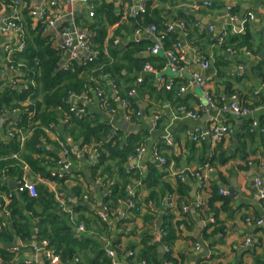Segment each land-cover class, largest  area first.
Listing matches in <instances>:
<instances>
[{
	"label": "crops",
	"instance_id": "crops-1",
	"mask_svg": "<svg viewBox=\"0 0 264 264\" xmlns=\"http://www.w3.org/2000/svg\"><path fill=\"white\" fill-rule=\"evenodd\" d=\"M98 1L111 5L110 11L113 17L120 18L113 28L108 27L107 38L112 39L116 33L113 40L119 48L137 47L139 52H135L136 56L154 64H145L142 71L129 76L132 83L141 84L147 76L152 77L154 86L160 90H171L174 85L182 83L179 87V98L184 102L179 105L170 102L154 103L156 107L150 111L151 117L147 116V106L141 104L138 116H141L142 122L135 123L127 114V103L117 97L112 82L104 77L107 80L110 107L104 106L97 99L88 98L87 93L70 98L69 103L84 109L85 116L97 117L99 124L109 127L111 136L120 133L121 145L127 144L130 135L142 130L151 132L152 137L147 148H141L140 150L144 151L140 153L139 150L137 158L131 160L127 168L139 167L142 172L148 173L150 167L154 166L160 171H168L166 180L173 188L178 182L175 173L191 174L201 168L204 162L207 163L219 150L226 152L229 160L223 165L216 166L215 169L212 168L205 189H202L199 181L187 182L191 188L189 204L183 203L178 207V196L171 195V199L174 200L172 214L176 222H182L179 238L171 247V256L182 259L183 264H254L255 257H264V198L260 197L256 184L259 179L264 183V0H149L150 7L161 9L159 22L165 29L163 31L162 28L157 27L161 33L159 38L167 36L166 34H174L178 39L177 45L183 49V56L181 58L177 56L175 62H171V58L167 55L171 50L167 51L164 48L162 43L164 38L161 40V49L158 53H153L155 46L160 45L156 42L157 38L153 34L137 35V31L132 32L130 29L132 26L129 28L131 24L128 19L132 16L133 9L138 8L143 0ZM29 4L30 15L35 23L56 16L60 19L54 29L46 32L53 36V44L56 48L66 42V37L62 36L65 30L74 31L71 24L73 15L76 22L80 14L89 16V9L76 0H29ZM29 4H25L23 0H20V5H16L13 0H0V50L22 44L21 35L13 30L4 31L3 25L6 18L11 15L18 17L22 11L29 8ZM207 4L209 6H206ZM120 25L128 27V32L124 28L117 30ZM170 26H173V31L169 33L167 29ZM224 36L239 38L244 42L241 49L238 51L225 49L222 42ZM164 51H167V54H164ZM67 54L68 52L64 54L58 65L59 68L67 66L70 61V55ZM80 55L81 59L78 60H84L85 56ZM159 61L164 62L162 70L155 68L159 65ZM204 62L209 64L208 70L205 71L202 70ZM146 65H150L156 73L146 71ZM122 74L127 75L125 71ZM22 79L23 75L19 71L0 68V90L8 87L20 89ZM204 80L207 81L205 87L201 83ZM183 88L186 91H182ZM135 95V90L129 93L130 97ZM233 97L250 110L248 116H235L229 109ZM163 100L167 99L163 98ZM9 114L15 115L16 118L19 115L18 112ZM4 117L6 115H0V138H4L5 135L4 124L12 121L5 120ZM162 119L166 125L164 132L153 131V127ZM63 125L64 123H61L57 132L66 139L70 151L78 155L79 160L76 164L69 163L63 151L48 145L47 150L57 154L61 163L60 166L48 170V177L31 174V169L23 164L22 180L9 179L5 182L18 198L21 194L18 189L13 191L10 188L9 181H15L19 186L23 180H28L34 184L45 185L55 194L58 193L61 182L70 187L82 182L86 189L89 188L95 193L96 203L92 209L102 213L101 217H103L104 208L100 189L93 183L91 177V166L96 161V153L93 154L95 157L91 156L88 159L80 144L75 143L65 133ZM225 129L230 134H222L216 141L206 136L207 132L214 130L221 132ZM163 137L169 139L172 145L169 146L171 150L167 153L172 160L166 171L155 157L157 150L155 147L160 139L164 140ZM50 138L58 140L55 133ZM69 140L79 147V152H75ZM150 143L152 148L148 153ZM243 146H247L248 150L254 153H249L243 158L241 156ZM64 164L69 165V171L63 170ZM215 186L219 188V196L230 201L228 205H224L223 199L210 204L212 198L210 188ZM231 188L235 189V196L228 191ZM221 191H226L227 195H221ZM138 193L142 198L148 194L144 186L138 189ZM130 194L133 195L132 191ZM77 198L71 199V204L80 205ZM3 202L6 209L2 207ZM65 202L66 210L67 208L70 210L68 200ZM8 205V196L0 195V219L6 220L7 224L11 220L7 210ZM167 207L168 201L162 209H158L159 215L166 214ZM17 208L25 218L31 219L29 205L23 199L18 201ZM185 214L189 217H185ZM104 215L107 219L106 214ZM124 217H128V214L120 211L118 220ZM185 221L188 225L183 223ZM259 221L263 222L261 226L257 224ZM30 224L32 233L36 232L34 222L30 221ZM137 225H140V220H137ZM247 240H251L249 246L246 245ZM21 245V241L15 237L11 244H3L2 248H10L17 252ZM38 253H25L21 257L19 255L15 264H38L40 255Z\"/></svg>",
	"mask_w": 264,
	"mask_h": 264
},
{
	"label": "trees",
	"instance_id": "trees-1",
	"mask_svg": "<svg viewBox=\"0 0 264 264\" xmlns=\"http://www.w3.org/2000/svg\"><path fill=\"white\" fill-rule=\"evenodd\" d=\"M23 2L29 4V0ZM95 2L94 17L80 14L76 22L79 31H85L93 43L92 50L97 54L95 61L73 59L59 70L57 66L65 53L54 46L53 36L44 32L47 21H33L30 4L18 17L11 15L6 18V21H14L21 27L20 38L24 48L18 51L16 47H11V53L0 50V68H13L23 75L20 89L8 87L0 90V115L13 112L19 114L15 120L4 124L5 135L0 138V195L8 196L7 210L11 219L9 224L0 219L1 225L4 223L0 229V242L9 245L16 237L21 241L22 247L17 252L10 248L0 249V264H15L19 255L21 257L25 253H38V249V254L43 255L46 264H50L44 255L47 251L59 258L58 264H116L109 252L116 255L117 264L184 263L182 259L180 261L171 256V247L179 238L182 222L175 221L172 208L167 207V213L163 216L159 215L158 209H162L166 201L171 202L173 194L178 196V207L183 203L189 204L191 188L187 182H198V179L188 174L185 182L177 180L175 188L167 182L166 168L172 158L167 154L171 149L169 150L164 137L155 147V157L165 160L163 169L167 173L154 166L150 167L148 173L142 172L139 167L128 169L127 165L137 158L138 151L147 148L151 132L142 130L130 135L127 144L121 145L120 133L111 136L109 127L99 124L97 117L87 115L79 119L71 111L74 104L69 103L70 98L87 93L88 98L93 99L100 91L103 92L105 106L110 107L107 80L104 77L112 82L117 97L127 103V114L135 123L142 122L141 116H138L141 104L147 106V116L151 117L150 111L156 107L154 103L170 102L179 105L184 102L179 98L182 83L174 85L171 90L157 89L150 76L144 77L141 84L132 83L129 76L142 71L145 64L152 63L136 56L135 52H139L137 47L119 48L113 40L116 33L112 39L107 38L108 27L113 28L120 18L113 17L111 5L104 1ZM149 3L148 0L144 13L129 17L132 32L152 25L164 31L165 28L159 22L161 9L150 7ZM122 28L128 32L125 25H120L117 30ZM58 31L61 33V30ZM166 35L162 41L164 48L175 53L178 39L174 34ZM222 39L224 48L232 51L240 50L244 43L232 36H224ZM155 68L162 70L164 62L159 61ZM123 71L127 75H123ZM132 90L136 91L135 97L129 96ZM163 98L167 100L164 101ZM61 123H64L65 133L80 144L88 159L95 157L93 154L96 153V161L91 166V177L100 189L106 220L102 219V213L92 209L96 203L95 193L86 189L82 182L71 187L61 182L56 194L45 185L32 183L36 197L25 192L21 193L20 198L10 191L5 182L9 179L22 180L23 164L31 169V174L48 177L50 168L61 165L57 154L47 150L48 145L67 151V161L72 165L77 163L78 155L70 151L66 139L57 132ZM165 126L163 119L159 120L153 131L163 133ZM54 133L58 140H51L50 136ZM241 151L243 158L254 153L247 146L241 147ZM228 160L227 153L219 150L201 168L207 164L215 169ZM140 185L148 193L145 198L138 193V189L142 187ZM210 189L211 205L218 199H226L219 196L218 187ZM131 191L133 195L130 194ZM57 194H61L65 201L68 200L70 210L67 208L64 211L60 207ZM74 198L78 199L80 205L71 204L70 200ZM21 199L29 205L31 219L25 218L18 210V201ZM229 202L228 199L224 200V205ZM4 204L5 202L2 207L6 209ZM120 211H125L128 217L118 220ZM185 217L189 215L185 214ZM137 220H140L139 226ZM30 221L34 222V233ZM183 223L188 225L186 221ZM81 225L84 227L82 231L79 230ZM157 231L160 236H157ZM254 264H264V257H255Z\"/></svg>",
	"mask_w": 264,
	"mask_h": 264
},
{
	"label": "built area",
	"instance_id": "built-area-1",
	"mask_svg": "<svg viewBox=\"0 0 264 264\" xmlns=\"http://www.w3.org/2000/svg\"><path fill=\"white\" fill-rule=\"evenodd\" d=\"M14 3L16 5H20V1L19 0H13ZM77 2H79V4L85 5L88 9H89V17H94V12H95V0H76ZM206 6H209L208 4ZM147 9V0H143V2L141 3V5L138 6V8L133 9L132 15L133 16H138L141 13H144L145 10ZM60 22V19L56 16L55 18H50L47 20L45 28H44V32H50L52 29H54L56 27V25ZM71 24L74 28V31H70L69 30H65L62 33V36L66 37V42L64 44H61V46L58 48L59 50H61L64 53L70 52V60L73 59H81V55L83 54V56H85V60H88L90 62L95 61L97 54L92 50V42L91 40L88 39L87 34L79 31L77 28V24H76V18L74 17V15L71 18ZM5 30H13L16 33L20 34L22 32V29L20 26H18L14 21L12 22H8L5 21ZM211 30H213L211 28ZM173 31V26L168 27L167 32H172ZM137 35H141V34H153L157 40L156 42H159L160 45H156L155 48L153 49V53H158V51L161 49V40L164 38H159L161 36V33L159 32L158 28L154 25L150 26V27H146V28H142L137 30L136 32ZM24 48L23 43L21 45H19L18 47H16V49L18 51H22ZM6 51H8L9 53L12 52V48L8 47L6 49ZM176 52H170L167 54V52H165L164 54H167L170 58H171V62H175L177 60V56H179L180 58L183 56V49L181 46L177 45L176 46ZM209 68V64L208 62H204L202 64V70H208ZM9 70H13V68H10ZM146 71L151 72V73H156L155 70H153V68L150 65H146ZM203 84V87H205L207 81L204 80V82H201ZM182 91H186L185 88L182 89ZM98 96L100 97V103L103 104L105 106V100L103 99V92H97ZM229 109L233 112V114L235 116L238 117H243V116H248L250 114V110L247 107H244L241 103H239L238 99L236 97H233L231 99L230 105H229ZM72 112H75V116L79 119L85 117V111L84 109H79L77 106L73 105L71 108ZM155 120H157V118H155ZM222 134H230L229 132H227V130H222L221 132L214 130L213 132H207L206 136L212 138L213 140H218L221 138ZM205 136V135H204ZM203 137V136H200ZM167 144L168 146L172 147L171 142L169 141V139H167ZM144 150H140L139 152L142 153ZM63 155L67 156L68 152L64 151ZM160 162L161 165L165 164V160L162 158H157ZM63 170L64 171H69L70 167L67 164H64L63 166ZM170 171L173 172V170L170 168ZM212 173V168L209 165H205V167L199 168L197 170H195L193 173H191V176L198 179V181L201 183L202 185V189H204L207 185H208V181L210 178V174ZM189 173H175V176L177 179H180L181 181L185 182L187 180ZM257 184V189L259 192V195L261 198H264V183L263 180H257L256 181ZM18 192L21 193H25L28 192L32 197H36V192H35V188L34 185L28 181V180H23L21 184H19L18 186ZM221 195H227L226 191H221L220 192ZM56 198L58 200V202L60 203V207L66 210V202L65 200L62 198L61 194H57ZM174 201V200H172ZM171 207L174 206V203L171 202L170 205ZM102 219L106 220L105 215H102ZM258 226H261L263 224L262 221H259ZM4 224H0V226H3ZM84 229V227L81 225L79 227V230L82 231ZM251 243V240H247L246 241V245L249 246V244ZM46 253V258L50 261V264H58L59 263V258L53 254L50 251L45 252ZM109 255L114 257V253L113 252H109ZM117 264V263H116ZM167 264H171V263H167Z\"/></svg>",
	"mask_w": 264,
	"mask_h": 264
},
{
	"label": "water",
	"instance_id": "water-1",
	"mask_svg": "<svg viewBox=\"0 0 264 264\" xmlns=\"http://www.w3.org/2000/svg\"><path fill=\"white\" fill-rule=\"evenodd\" d=\"M3 29H5V26H4V25H3ZM67 55L69 56V55H70V52H68ZM69 57H70V56H69ZM58 69H60L59 66H58ZM14 118H16V116L13 115V114H7L6 117H4V119H5V120H8V121H9V120H13ZM145 121L148 122L147 119H145ZM68 142H69V144L71 145V147L74 148L75 152H79V147L75 146L71 140H69ZM151 148H152V143H150V146H149V152H148V153L151 152V150H150ZM136 163H137V162H136ZM133 165H135L134 162H133ZM133 165H132V166H133ZM9 186H10V188H11L13 191H15V190L18 189V184H17V182H15V181H9ZM228 191H229L233 196L236 195V191H235L234 188H231V189H229ZM99 208H100V207H99ZM159 223H160V221L158 222V224H159ZM2 247H4L3 244H0V248H2ZM114 259H115V262L117 263V262H118V259H117V257H116L115 254H114ZM38 262H39L38 264H46V263H45V260H44V258H43V256H42L41 254L38 256Z\"/></svg>",
	"mask_w": 264,
	"mask_h": 264
},
{
	"label": "rangeland",
	"instance_id": "rangeland-1",
	"mask_svg": "<svg viewBox=\"0 0 264 264\" xmlns=\"http://www.w3.org/2000/svg\"><path fill=\"white\" fill-rule=\"evenodd\" d=\"M94 99H97V100H99L100 99V97L98 96V94L97 95H95V97H93ZM80 109V108H79ZM157 236H160V232L159 231H157ZM44 255H45V257H46V253H44ZM44 258V257H43Z\"/></svg>",
	"mask_w": 264,
	"mask_h": 264
},
{
	"label": "clouds",
	"instance_id": "clouds-1",
	"mask_svg": "<svg viewBox=\"0 0 264 264\" xmlns=\"http://www.w3.org/2000/svg\"><path fill=\"white\" fill-rule=\"evenodd\" d=\"M171 202H173V201L171 200ZM171 202H168V207H170V208H172V209H173V208H174V206H173V207L169 206ZM173 203H174V202H173ZM131 206H133V205H131ZM35 250H37V249H35ZM39 251H40V250H37V252H39ZM41 255H42V254H41ZM42 256H43V255H42Z\"/></svg>",
	"mask_w": 264,
	"mask_h": 264
}]
</instances>
